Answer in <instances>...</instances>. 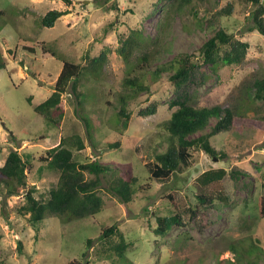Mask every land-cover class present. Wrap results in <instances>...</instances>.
<instances>
[{"label":"rangeland","instance_id":"374dc122","mask_svg":"<svg viewBox=\"0 0 264 264\" xmlns=\"http://www.w3.org/2000/svg\"><path fill=\"white\" fill-rule=\"evenodd\" d=\"M155 0H0V53L6 69H0V167L10 151L18 150L28 165L27 187L20 196H9L0 187V260L7 264H264V217L260 199L264 197V101L253 98V83L264 72V36L252 31L251 3L244 0H196L193 10L182 14L159 11ZM233 2L231 16L222 25L250 43L244 63L226 65L213 72L209 66L197 71L194 80L178 94H188L197 107L220 105L237 112V122L228 132L212 139L227 157L209 159L191 149V164L168 179L151 177L155 155L167 149L169 133L164 128L171 117L170 101L177 96L167 74L156 80L150 93L131 99L132 119L124 131L122 144H108L121 136L118 118L119 97L128 91L125 78L146 71L139 57L148 53L149 72L179 53L199 54L208 38L201 21ZM264 2V0H263ZM66 11L54 27H42V17L50 10ZM156 12V13H155ZM143 30L141 49L127 60L119 53L121 39L132 30ZM91 51H108V61L99 78L85 76L80 83L83 97L63 95L65 115L57 126L36 113L35 107L54 91L63 67V58L79 63ZM55 52V54H54ZM60 55L59 59L57 55ZM55 55V56H54ZM150 78V77H149ZM31 100V102H30ZM158 102L157 113L143 117L142 108ZM87 119L89 125L85 122ZM79 134L86 143L77 158L98 160L136 176L135 194L129 203L112 192L110 182L120 173L110 169L101 176L98 193L102 210L93 216L64 220L47 216L39 228L20 213L25 193L36 185L35 197L45 199L59 176L47 169L40 158L56 147L62 137ZM225 168L219 200L196 217L200 187L198 176L208 169ZM239 169L240 184L230 177ZM122 172V175L126 174ZM88 179L93 175L86 174ZM245 184V186H243ZM43 194V196H42ZM181 211L185 226L170 234L154 232L157 217ZM118 225L132 242L122 258H107L99 237L105 227ZM120 241L118 237H114ZM89 240V242H88ZM261 242V244H260Z\"/></svg>","mask_w":264,"mask_h":264},{"label":"trees","instance_id":"16d2710c","mask_svg":"<svg viewBox=\"0 0 264 264\" xmlns=\"http://www.w3.org/2000/svg\"><path fill=\"white\" fill-rule=\"evenodd\" d=\"M67 6L73 4V0H60ZM100 1V0H93ZM196 0H155L154 7L159 11L161 6L168 9V13L182 14L185 11L193 10ZM203 1V0H200ZM251 3L250 13L253 21L252 31L257 30L264 36V2L263 0H244ZM234 11L233 2L225 8L215 12L210 18L201 21V25L206 26L208 38L199 49V54L179 53L165 64L158 66L149 72V54L143 53L139 59L147 66L146 71L139 72L134 77L125 78L123 86L128 89L121 93L119 97L120 106L117 112L121 123L122 132L120 138L110 143L112 148H119L122 144L124 131L130 126L132 119L128 110L130 100L141 97L144 93H150L151 85L163 74H167L169 81L175 88L177 96L170 101V109L173 110L171 117L165 122L164 128L169 133V143L167 149L155 155L156 163L152 170L151 177L157 179H168L173 174L181 171L183 167L191 164V149L204 152L209 159L227 157L225 152L218 150L212 143V139L222 132H228L236 124L237 112L232 108H223L220 105L197 107L192 102L188 94H178L187 84L194 80L198 70L204 66H209L213 72L226 65H240L245 62L250 43L241 40L233 32H230L222 25L223 16H231ZM156 13V12H155ZM3 11H0V18ZM67 14L66 11L50 10L41 19L42 27H54L56 22ZM2 27H0V30ZM143 30L138 28L132 30L131 34L121 39L119 53L127 60L134 54L135 49H141L146 41L142 35ZM55 54V52H54ZM55 56V55H54ZM58 58L61 56L58 54ZM108 61V51L103 50L99 55H93L89 50L83 57V61L76 63L63 58V67L54 85V91L45 101L35 107L37 114L44 119L59 126L61 119L65 115L63 95L72 93L81 102L83 97L80 91V83L85 76L99 78L100 70ZM6 69V63L0 53V69ZM150 77V78H149ZM253 98L264 101V72L261 77L254 80ZM82 96V97H81ZM31 102V100H30ZM159 103L153 102L145 108L140 109L139 115L149 117L157 113ZM89 125L87 119H85ZM86 148L84 139L79 134L62 137L60 143L48 150L46 156L40 160L46 163L40 167V171L46 167L56 172L59 180L56 186L49 190L48 197L38 199L35 197L36 185L31 186L25 193L26 203L22 206L20 213L29 214L30 222L39 228L46 217L56 216L59 219L73 220L98 214L103 207V198L98 193L101 186V176L109 174L110 169H116L120 173L114 176L110 182V189L118 195L123 202L129 203L135 194L137 177L129 172L113 168L109 164H104L98 160L85 161L77 158L74 150L82 151ZM264 149V141L262 143ZM18 150L10 151L6 162L0 167V187H5L9 196H20L27 187L28 165ZM122 172L126 174L122 175ZM93 175L88 179L86 174ZM228 170L225 168L208 169L201 173L197 182L200 187V194L197 195L195 209L188 211L196 217L200 212L211 207L215 201L228 202L229 197L222 192V181L226 177ZM230 177L236 184H240L241 176L246 175L239 169H231ZM245 186V184H243ZM43 196V194H42ZM261 216L264 217V197L260 199ZM157 227L154 232L160 236L171 233L175 227L185 226L184 216L181 211L171 215L157 217ZM118 237L120 241H116ZM2 234L0 233V240ZM100 241L106 246L104 252L107 258H122L132 245L126 240L125 234L118 225L105 227L100 234ZM89 242V240H88ZM261 244V242H260ZM0 264H7L1 261ZM251 264V263H249Z\"/></svg>","mask_w":264,"mask_h":264},{"label":"clouds","instance_id":"9594fccd","mask_svg":"<svg viewBox=\"0 0 264 264\" xmlns=\"http://www.w3.org/2000/svg\"><path fill=\"white\" fill-rule=\"evenodd\" d=\"M62 70V69H61Z\"/></svg>","mask_w":264,"mask_h":264},{"label":"water","instance_id":"95a60500","mask_svg":"<svg viewBox=\"0 0 264 264\" xmlns=\"http://www.w3.org/2000/svg\"><path fill=\"white\" fill-rule=\"evenodd\" d=\"M87 1V0H86Z\"/></svg>","mask_w":264,"mask_h":264}]
</instances>
